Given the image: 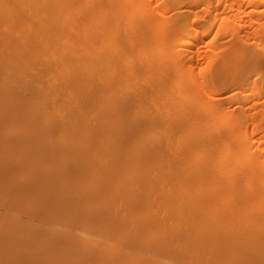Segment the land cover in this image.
I'll return each mask as SVG.
<instances>
[{"label":"bare ground","instance_id":"obj_1","mask_svg":"<svg viewBox=\"0 0 264 264\" xmlns=\"http://www.w3.org/2000/svg\"><path fill=\"white\" fill-rule=\"evenodd\" d=\"M257 13L0 0V264H264V114L230 106Z\"/></svg>","mask_w":264,"mask_h":264},{"label":"rangeland","instance_id":"obj_2","mask_svg":"<svg viewBox=\"0 0 264 264\" xmlns=\"http://www.w3.org/2000/svg\"><path fill=\"white\" fill-rule=\"evenodd\" d=\"M223 2V1H222ZM222 8V6H219V9ZM258 8H261V6H258ZM244 11H247L246 7H243ZM231 13L227 14L230 15ZM242 14V13H240ZM244 14V13H243ZM248 22V27H245L244 30L248 31L249 36L247 37L246 47L248 49H252L256 51V44H259L261 47L264 45V25H257L253 23V20L263 22L264 21V14L257 13L252 16H249L248 18H245ZM220 25V22L217 21L214 26L212 27L210 33L207 35V40L211 39L213 32L218 29ZM227 30L230 29L229 24H227L226 28ZM243 33V31H242ZM230 33L225 32L223 35L218 34V38L215 40V42L220 45V47L223 49V52L234 51V47H230L231 44L228 43L230 37ZM252 68L253 72L250 74L251 78H253L254 73L259 72L260 74H264V59L262 63H258L257 66L253 65ZM259 85L255 88H252L250 85L246 86L245 89L240 90V93H237V97L240 98L239 100L230 101V106L232 111H236L238 109V105H244L245 107L254 106L253 108H247L249 112H252V110H260L262 114H264V89H263V83L264 80L261 78L257 81ZM242 91V92H241ZM237 92L235 90H230L225 93L224 96H229L232 93ZM241 99H245L246 101H242ZM230 100V99H229ZM264 158V153L261 156Z\"/></svg>","mask_w":264,"mask_h":264}]
</instances>
